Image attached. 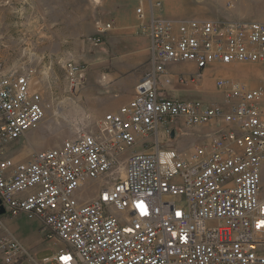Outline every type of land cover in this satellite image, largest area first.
<instances>
[{"label":"built area","instance_id":"2783aa9c","mask_svg":"<svg viewBox=\"0 0 264 264\" xmlns=\"http://www.w3.org/2000/svg\"><path fill=\"white\" fill-rule=\"evenodd\" d=\"M136 14L150 59L134 97L95 130L22 160L16 143L48 104L35 68L0 56V210L38 218L65 243L39 258L0 214V264H264V83L219 76L215 103L172 94L199 87L215 63L264 62V19L170 17L161 0H141ZM113 26L98 23L88 42L102 45ZM184 63L197 70L170 69ZM64 66L75 92L87 66ZM211 125L200 142L174 146L176 129ZM96 181L99 192L83 202Z\"/></svg>","mask_w":264,"mask_h":264},{"label":"rangeland","instance_id":"374dc122","mask_svg":"<svg viewBox=\"0 0 264 264\" xmlns=\"http://www.w3.org/2000/svg\"><path fill=\"white\" fill-rule=\"evenodd\" d=\"M62 1L51 0L50 3L54 5L58 2L62 3ZM179 1L182 5L184 17L226 18L230 20L264 19V0ZM64 2L67 19L63 24L65 25L66 32L75 31L77 36L70 38L71 40L73 38L79 41L69 49L75 55V58H70L87 66L86 77L75 92L70 89V83L64 66L65 61L69 58V53H61L59 57L51 59V62L46 57H43L41 63H38L39 59L36 53L26 50L27 41L39 42L38 39H42L44 29L38 27L36 34H34L35 32H32L33 28H27L26 0H20L19 4L16 5L17 9L14 19L17 24L13 27V30L15 32V41L20 47V51H16L15 47L9 50L12 56L18 55L17 57H20L19 64H28L35 68L34 81L36 82V87L42 91L44 101L48 104L46 117L39 127L29 131L26 136L17 141L12 154L17 155V159L20 160L28 158L31 152L55 148L60 146L66 139L76 138L82 133L95 130L99 121L106 113L117 109L104 107L106 104H111L112 95L108 88L110 83L104 79L103 82L97 79L91 81L89 69V57L91 53L96 52L103 44L92 45L88 42V38L96 35L97 24L104 22L106 13L96 11L91 5V0H64ZM173 4L180 6L177 3ZM198 9L203 10L204 13L193 16L191 12ZM52 13L59 14L57 9ZM36 50L39 51L40 49L36 48ZM26 54L37 58L35 60L29 59ZM6 60L8 63H11V59ZM44 60H47L48 63H44ZM44 64H46L45 67ZM171 70L189 74L195 72L197 69L192 66L179 64L171 67ZM221 75H229L249 85H260L264 83V62L238 64L224 68L208 67L202 71V77L198 81L199 87L191 84L186 88L189 87V89L194 90L193 92L187 90L189 92H181L178 96L190 100L203 99L210 103L221 102L222 95L220 92H217L215 87L216 80ZM176 133L177 135H181L179 149L192 146L193 143L195 144L204 138L206 134L191 131L189 127L176 129ZM116 170L117 173L114 176L118 177L121 175V169L118 166ZM100 187V181H96L88 186L83 194V202L91 201L99 192ZM262 190L264 195V170ZM4 217L10 229L24 243L37 252L39 258L53 255L62 243L65 244L63 241H59V239L52 238L51 231L46 229L38 218H30L25 214L16 216L4 214ZM56 240L57 245L58 242L60 245L54 244Z\"/></svg>","mask_w":264,"mask_h":264},{"label":"crops","instance_id":"0c3cea01","mask_svg":"<svg viewBox=\"0 0 264 264\" xmlns=\"http://www.w3.org/2000/svg\"><path fill=\"white\" fill-rule=\"evenodd\" d=\"M50 1L26 0L27 28H33L32 32H35L34 34H36V29H38V27L44 29L42 39H38L39 42L27 41L26 46L27 51H34L36 53L39 59L38 63H41L43 57H46V59L51 62L55 57H59L61 53H69L68 59H70V57L75 58V55H73L69 49L79 42L73 38L71 40L70 37L74 36L75 38L77 34L75 31H69V33H67L65 25L63 24L67 19L64 0L62 3L58 2L54 5H51ZM161 1L163 2L164 12L167 16L184 17L182 5L179 0ZM19 2L20 0H0V56L4 59L8 67L13 64H19L18 61L20 57L18 58V55L12 56L9 50L15 47L16 51H20V47L15 41V32L13 30V27L17 24L14 16L17 9L16 5L19 4ZM140 2L141 0H91V5L96 11L106 13L104 22L102 23L114 21V26L103 34V45L97 49L96 52L91 53L89 57L91 81L97 79L103 82L104 79L110 83L108 88L112 95L111 104H106L104 107L118 109L123 104L129 102L135 95L137 83L149 71L150 40L147 36L136 32V25L139 22L136 8ZM173 3H177L180 6ZM55 9L58 10V15L52 13ZM191 13L193 16H198L204 13V11L198 9ZM97 33L98 29H96V34ZM35 47L40 49V52L37 51ZM26 56L33 60L37 58L29 54H26ZM6 59H11V63H8ZM47 60H44V63L47 64ZM46 64H44V67ZM184 65L196 68L192 63H184ZM232 65L238 64L223 65L215 63L209 68H224ZM173 66L174 65H171V67ZM226 70L228 71V69ZM225 76L231 77L229 75ZM190 91L193 92L194 90L191 89ZM181 92L189 91L179 87L175 89L172 94L178 96ZM215 129L216 126L211 125L207 127H197L193 131L208 133ZM180 136L181 135H178L177 139L174 141L176 147H179L181 144Z\"/></svg>","mask_w":264,"mask_h":264},{"label":"water","instance_id":"95a60500","mask_svg":"<svg viewBox=\"0 0 264 264\" xmlns=\"http://www.w3.org/2000/svg\"><path fill=\"white\" fill-rule=\"evenodd\" d=\"M172 135L174 136V132H173ZM0 203H1V200H0ZM3 213H4V209H1V210H0V214H3Z\"/></svg>","mask_w":264,"mask_h":264},{"label":"snow or ice","instance_id":"6c2138e0","mask_svg":"<svg viewBox=\"0 0 264 264\" xmlns=\"http://www.w3.org/2000/svg\"><path fill=\"white\" fill-rule=\"evenodd\" d=\"M140 207H142V205H141ZM177 215H180V214H179V213H177ZM260 223H261V224H264V221H261Z\"/></svg>","mask_w":264,"mask_h":264},{"label":"trees","instance_id":"16d2710c","mask_svg":"<svg viewBox=\"0 0 264 264\" xmlns=\"http://www.w3.org/2000/svg\"><path fill=\"white\" fill-rule=\"evenodd\" d=\"M2 216H4V214Z\"/></svg>","mask_w":264,"mask_h":264}]
</instances>
